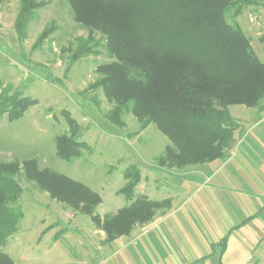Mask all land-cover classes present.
<instances>
[{"label":"trees","instance_id":"trees-1","mask_svg":"<svg viewBox=\"0 0 264 264\" xmlns=\"http://www.w3.org/2000/svg\"><path fill=\"white\" fill-rule=\"evenodd\" d=\"M9 0H0L3 4ZM15 32L21 45L28 28L45 3L19 0ZM74 20L106 38L114 62L97 67L102 76L92 87L102 88L114 108L104 118L125 128L123 114H132L145 128L155 125L169 140L160 164L183 167L224 159L239 129L229 107H257L264 101V62L251 40L228 14L238 17L254 0H68ZM44 33L34 47L46 39ZM82 45L72 64L92 54ZM24 60H31L24 55ZM39 69H47L37 65ZM45 80L54 82L50 75ZM36 103L22 92L7 93L0 78V116L20 120ZM261 111H264L262 108ZM70 136L56 138L58 156L65 161L80 157L86 143L77 136L79 125L69 115ZM35 181L42 192L91 218L106 234L105 243L128 236L137 224L149 223L155 210L164 207L141 198L134 200L141 169L124 171L125 186L119 191L127 201L115 216L95 214L100 195L82 183L48 169L36 160L0 163V264H15L1 248L17 234L24 213L19 205L23 189L16 176ZM169 206V204H168ZM167 206V207H168Z\"/></svg>","mask_w":264,"mask_h":264},{"label":"rangeland","instance_id":"rangeland-1","mask_svg":"<svg viewBox=\"0 0 264 264\" xmlns=\"http://www.w3.org/2000/svg\"><path fill=\"white\" fill-rule=\"evenodd\" d=\"M37 1L45 5L30 23L28 39L23 45L15 32L19 0L0 4V78L9 95L22 92L36 101L20 120L10 121L7 115L0 116V163L36 160L41 170L67 176L90 188L101 199L105 197L104 206L99 209L98 206L95 211L102 214L98 215L101 219L115 216L119 207L117 199H125L117 193L127 182L123 174L128 167L138 165L147 172V167L152 165L174 171L193 165L160 164L159 159L166 155L170 142L155 125L145 128L132 114V104L123 114L124 129L112 126L104 118L114 104L108 101L102 88L92 85L102 78L97 67L114 62L106 38L76 23L68 0ZM254 1L256 4L244 9L238 17L232 12L227 19L250 38L255 54L264 62V0ZM44 33L48 37L34 47ZM82 45L91 48L92 54L72 64L71 57ZM24 55L31 61L26 62ZM37 65L47 69H39ZM47 75L55 81L45 80ZM234 106L262 110L264 101L253 108ZM68 115L79 125L77 136L86 147L80 157L65 161L58 156L56 138L72 134ZM233 118L240 130L243 121ZM16 180L23 189L19 205L24 218L17 234L1 250L17 264H67L75 259L82 252L78 237L86 239L88 234L87 227L82 228L81 223L91 224L90 217L52 199L23 174L16 176ZM141 198L152 200L135 193L134 200ZM156 202L166 205L156 209L155 214L169 204ZM106 210L111 213L105 215ZM77 216L75 224L70 226L69 217ZM64 230L69 233L68 239L59 241L56 252L51 242Z\"/></svg>","mask_w":264,"mask_h":264},{"label":"crops","instance_id":"crops-1","mask_svg":"<svg viewBox=\"0 0 264 264\" xmlns=\"http://www.w3.org/2000/svg\"><path fill=\"white\" fill-rule=\"evenodd\" d=\"M230 113L243 127L224 159L179 171L141 170L135 193L169 206L111 243L91 218L81 223L88 233L78 237L82 252L67 264H264V111L232 106ZM117 201L115 214L126 205ZM104 204L102 197L98 209ZM77 218L69 217L70 226ZM65 232L51 242L56 252Z\"/></svg>","mask_w":264,"mask_h":264}]
</instances>
